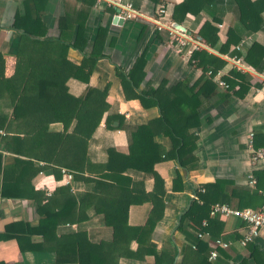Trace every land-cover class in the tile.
<instances>
[{
	"label": "crops",
	"instance_id": "1",
	"mask_svg": "<svg viewBox=\"0 0 264 264\" xmlns=\"http://www.w3.org/2000/svg\"><path fill=\"white\" fill-rule=\"evenodd\" d=\"M180 1H166V15L160 19L161 29H157L151 19L156 16L157 7L164 0H45L43 20L48 38L60 36L58 22L65 11L79 12V18L85 17L86 46L83 52L70 47L66 53L68 60L79 64L84 53L87 56L105 55L98 59L89 85L107 89L108 109L104 112L91 141L86 140L83 144V140L78 141L71 131L69 119L45 120L49 118L50 111L38 113L31 110L32 114L27 112L17 120L13 118V104L6 96L8 84L5 79L14 74L15 51L20 40V34L12 29V23L15 14H23L25 9L24 0H0V122H13L12 127L17 128V132L0 128V139L8 138L5 141L0 140V234L10 221L23 220L35 225L40 216L38 205L49 201L55 206L68 198V192L58 188L68 186L69 191L76 197H82L87 191L94 190L93 182L80 179L73 178L71 184L66 185L63 182L61 167H66L78 154L83 174L97 175L104 170L106 149L114 147L121 153L128 152L127 132L117 128V121L113 123L115 127H110L106 121L108 115L116 113L121 123L128 124L129 127L146 123L158 116L156 107L144 108L137 99L125 98L120 78L115 73V66L127 70L135 58L144 53L146 75L141 86L147 80L157 86L161 79H167L168 83L184 79L189 86L202 75V70L193 67L189 62L191 53L186 52L187 48L177 50L175 40L172 39L173 34L168 27V24L173 25L176 22L172 19V13L174 5ZM254 1H259L255 8L264 16V0ZM129 3L132 4L136 15L124 18L122 8ZM217 3L220 12H224L220 22L223 26L219 28V43H222L235 22V16L228 0H218ZM115 16L118 20L122 18L121 23L114 22ZM209 19L205 12L196 15L188 13L179 24L185 27L186 34L196 39L194 37L197 36L199 28ZM100 26L106 31H98ZM253 39L264 44V28L254 35L243 36L240 40L242 48L239 51L245 52ZM202 48L227 61L226 66L218 70L222 77L228 75V67L231 65L245 74L249 88L243 97L232 96L227 104L215 105L214 98L202 100L200 124L191 128L188 136L197 138L193 151L196 157L195 166L192 165L188 169L179 167L175 160H164L155 164V170L164 180L165 204L162 215L156 220L153 229L146 233L143 243L138 244L132 239L128 244L113 249L107 264H182L184 251L193 247L192 238L196 237L208 243L209 251L213 249L214 234L210 231H196L189 226L188 221L183 224L185 231L176 229L180 215L191 204L194 190L203 183L213 182L216 178H227L233 181L238 190L251 194L246 207L256 209L263 202L261 191L264 189V169L252 163L250 151L252 148L264 147V56L260 64L251 67L241 60L237 63L232 57L220 54L213 48ZM233 48L235 45H232L230 50ZM213 81L215 82V79ZM18 84L19 81L16 85ZM67 87L72 95L81 94L85 89L84 84L72 78L67 80ZM217 89L225 90L218 84ZM40 121L43 124L29 135L28 140L20 142V138L25 139L28 135L25 131L31 129L28 125L33 126ZM154 140L158 143L159 154L163 156L169 148L168 139L160 133ZM78 144L80 150L76 153ZM38 146H43L41 153L35 149ZM40 154L43 160H39ZM55 169H60L59 178L54 173ZM177 173L180 178L174 181ZM131 175L135 179H143L145 191L150 192L153 189L154 180L151 174L136 172ZM250 175L255 178L253 186L248 185ZM3 184L9 186L12 195L3 196ZM235 203L234 199L233 204ZM151 206L150 202L131 204L128 208V224L143 225ZM81 210L82 219L79 222L58 224L56 235L61 237L79 231L92 243L110 241L112 228L105 224L103 215L95 212L92 207ZM223 222V229L218 237L231 242L228 251L232 257L227 264H238L240 257L247 254V249L239 243L245 231L244 224L236 217H224ZM198 232L202 236H198ZM41 239V235L31 236L33 242H40ZM66 239L61 240L59 244L55 239L46 240L42 242L43 250L25 251L20 249L14 238L0 240V261L3 264H77L55 261L56 246L63 249V255H67L71 249L74 250L75 241ZM253 242L264 249V234L256 237ZM149 248L151 251H148ZM117 255L115 263L114 258ZM156 255L159 256V263L156 262ZM249 264L254 262L250 260Z\"/></svg>",
	"mask_w": 264,
	"mask_h": 264
},
{
	"label": "trees",
	"instance_id": "2",
	"mask_svg": "<svg viewBox=\"0 0 264 264\" xmlns=\"http://www.w3.org/2000/svg\"><path fill=\"white\" fill-rule=\"evenodd\" d=\"M217 2L218 0H181L174 5L172 19L181 23L188 13L196 15L205 12L210 19L201 25L196 40L220 54L240 57L245 65L256 67L264 56L263 43L253 39L242 53L235 48L230 49L243 36L254 35L264 28V16L255 8L259 1L228 0L235 22L222 43H219L218 23L223 20L221 14L224 12H220ZM44 8L45 0H24V13H16L14 16L12 29L19 32L20 40L15 51L14 74L5 79L8 84L6 96L13 104L11 114L17 120L23 113L32 114L31 110L38 113L50 111L49 118L45 120L69 119L71 131L77 140L82 139V143L91 141L104 112L108 109V103L107 89H98L89 85V79L97 68L98 59L105 55L87 56L84 53L79 64L68 60L66 53L70 47L83 52L86 46L85 17L81 19L79 12L65 11L58 22L60 36L48 38L47 27L43 20ZM97 30L106 31L102 26ZM189 62L193 67L202 70V75L189 86L184 79L174 83L161 79L157 86L147 80L141 86L146 75L144 53L137 56L127 70L115 66V73L120 78L125 98L137 99L144 108L156 107L158 116L146 123L129 127L128 124L121 123L116 113L108 115L106 121L110 127H115L113 123L117 121L119 122L117 128L120 127L127 132L128 152L121 153L114 147L106 149L104 170L97 175H84L78 159L79 155H75L64 168L72 172L74 179L93 182L94 190L87 191L82 197H76L69 191L68 186L58 188L60 191L68 192L65 201L56 203L55 206L49 201L38 205L37 211L40 216L35 225L23 220L10 221L5 225L4 232L0 234V240L14 238L20 249L25 251L43 250V241L55 239L59 244L61 240L67 238L75 241L72 242L76 245L74 250L71 249L66 253L67 255H63V249L56 246L55 261L77 264H107L113 249L128 244L132 239L138 244L143 243L146 233L153 229L156 220L161 217L165 204L164 180L155 170V164L164 160H175L179 167L188 169L192 165L195 166L196 157L193 151L197 138L194 136L188 138V136L190 129L200 124L202 100L214 98L215 105L227 104L232 96L243 97L249 88L245 74L230 65L228 75L223 77L228 87L219 91L216 82L213 81V75L226 66L227 61L204 48L193 50ZM208 71L211 73L209 74ZM69 78L84 84V92L78 95L70 94L67 87ZM17 81H19L18 86ZM1 96L2 92H0ZM42 124L40 121L33 126L28 125L31 129L25 131L28 135L25 139L20 138V142L28 140L29 135ZM13 125V122L6 124L0 122V128H5L8 132H17L15 131L17 128H13ZM160 133L169 143V148L163 156L159 154L158 143L154 140ZM6 139L8 138L1 137L0 140ZM35 149L41 153L43 146ZM79 150L78 144L75 152ZM39 160H43L42 155L39 156ZM136 172L152 175L154 186L150 192L144 190L143 179L133 178L131 173ZM54 173L58 178L60 177V169H55ZM179 178L180 175L177 173L174 181ZM2 194L12 195L8 185L3 184ZM194 194L197 199L193 198L189 207L180 215L176 229L185 231L183 224L188 221L189 226L196 231H210L214 234V239L222 232L224 217L210 216V206L219 202L243 208L247 206V200L251 195L247 191L238 190L233 181L227 178H216L213 182L203 183L194 190ZM143 202H150L152 205L146 222L143 225L128 224L129 206ZM89 207L102 214L105 224L112 228L110 241L92 243L83 236V232L79 231L61 237L56 235L58 224L79 222L82 219L81 209ZM202 220H206V224H202ZM34 234L41 235L40 242L31 241V236ZM192 239L193 247L184 251L182 264H227L232 257L228 248L217 247L219 256L215 260H210L208 243L197 237ZM243 247L247 249V254L240 257L238 264H249L250 260L254 264H264V249L256 242H248ZM148 251L151 249L149 248ZM117 258L118 255L114 258L115 263ZM156 258V262L159 263V256L156 255ZM0 264L3 263L0 261Z\"/></svg>",
	"mask_w": 264,
	"mask_h": 264
},
{
	"label": "built area",
	"instance_id": "3",
	"mask_svg": "<svg viewBox=\"0 0 264 264\" xmlns=\"http://www.w3.org/2000/svg\"><path fill=\"white\" fill-rule=\"evenodd\" d=\"M166 1L161 2L156 10V16L151 19V22L156 25L157 29H161L162 22L160 19H162L166 15ZM124 10V13L122 16L124 18H131L136 15L135 10L132 8V4L129 3L125 7L122 8ZM223 24L218 23V27L221 28ZM168 27L170 28L173 38L175 41V45L177 46V50L181 51L184 47L187 48L186 52L192 53L193 50L199 49L202 47L207 46L206 44L191 38L188 34H186L185 30H181L178 28H175L173 25L168 24ZM189 46V47H187ZM208 47V46H207ZM242 48V41L237 43L235 45L236 50H240ZM232 59L239 63L241 58L240 57H232ZM242 62V61H241ZM210 74L211 72L208 71ZM213 79H215V82L224 88L228 87V84L223 79L222 75L219 71H217L213 75ZM250 159L252 163H255L257 165H260L264 169V147L260 148H252L250 151ZM62 175H63V182L66 185H70L73 180V174L71 171L67 170L66 168L61 169ZM255 183V178L250 175V179L248 180V185L253 186ZM263 195V202L258 208H252V207H243V208H237L232 207L228 203H219L216 202L210 206L209 215L210 216H216L221 215L225 218L228 217H236L239 218L245 227V231L243 235L241 236L239 243L243 246H245L248 242L253 241L256 237L264 234V189L261 191ZM193 198L197 199V196H193ZM202 224H206V220L202 221ZM198 236H202L201 233H197ZM214 248L209 251L208 258L210 260H215L219 256L218 248H228L231 245V242L228 241V239H224L223 237H217L213 240Z\"/></svg>",
	"mask_w": 264,
	"mask_h": 264
},
{
	"label": "water",
	"instance_id": "4",
	"mask_svg": "<svg viewBox=\"0 0 264 264\" xmlns=\"http://www.w3.org/2000/svg\"><path fill=\"white\" fill-rule=\"evenodd\" d=\"M120 18H121V17H120ZM120 18H119V20H118V17L115 16V17H114V22L118 21L119 23H121L122 18H121V19H120ZM173 26H174L175 28H178V29H181V30H186L185 27H184L183 25H181V24H179V23H176V22L173 23Z\"/></svg>",
	"mask_w": 264,
	"mask_h": 264
},
{
	"label": "rangeland",
	"instance_id": "5",
	"mask_svg": "<svg viewBox=\"0 0 264 264\" xmlns=\"http://www.w3.org/2000/svg\"><path fill=\"white\" fill-rule=\"evenodd\" d=\"M155 28H156V25L154 24ZM195 38V37H194Z\"/></svg>",
	"mask_w": 264,
	"mask_h": 264
}]
</instances>
